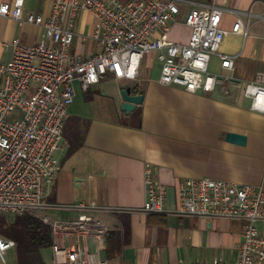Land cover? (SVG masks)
<instances>
[{"label":"crops","instance_id":"1","mask_svg":"<svg viewBox=\"0 0 264 264\" xmlns=\"http://www.w3.org/2000/svg\"><path fill=\"white\" fill-rule=\"evenodd\" d=\"M13 1L0 0V5ZM52 3L24 0L21 23L0 16L1 62L12 59L14 40L25 46L51 44L43 27L28 23L26 17L32 12L47 18ZM212 3L225 10L220 27L226 34L218 53L233 62L231 69L223 68L220 57L211 56L208 72L218 79L212 92H188L162 84L160 72L153 76L141 65L135 80L108 74L85 91L79 81L73 84L74 100L67 108L62 141L54 154L58 171L46 188L45 201L95 204L103 209L90 215L102 223L107 234L100 242L88 238L86 247L106 264L237 262L243 222L142 211L148 165L166 187L165 207L169 210L177 205V187L189 178L248 184L264 191V112L253 110L251 99L244 96L246 84L259 79L264 85V1L184 0L174 21L169 22L167 38L187 43L190 28L184 18L191 9ZM237 20L242 21L245 34L232 32ZM96 24L89 12L76 15L70 56L86 60L99 50L92 36ZM127 87L132 95L143 96L130 113L121 110V91ZM229 132L246 136V143L226 141ZM54 186L57 195L50 194ZM78 214L50 212L61 220ZM256 228L264 236V222H258ZM48 251L52 257L51 248Z\"/></svg>","mask_w":264,"mask_h":264},{"label":"built area","instance_id":"2","mask_svg":"<svg viewBox=\"0 0 264 264\" xmlns=\"http://www.w3.org/2000/svg\"><path fill=\"white\" fill-rule=\"evenodd\" d=\"M184 0H53L43 18L29 13L26 21L43 27L51 44L33 46L13 41L14 54L0 61V213L32 214L52 230V257L49 264H106L86 247V240L100 242L107 229L90 213L100 211L95 204L57 205L45 201L46 188L58 171L54 154L62 141L63 121L74 100V82L85 91L105 75L135 80L142 58L156 53L159 80L188 92L210 93L218 79L208 72L212 55L222 67L231 69L232 59L218 53L226 32L220 27L223 8L209 4L191 9L185 24L190 36L184 45L167 38L169 22L179 13ZM24 0L0 5V16L22 22ZM95 16L93 38L99 50L86 60L72 57L68 48L74 36V19L79 12ZM233 33H246L241 20ZM244 96L253 110L264 112V85L258 79L246 84ZM14 110L19 117L8 121ZM145 169L147 199L142 211L207 220H237L244 223L236 264H264V236L256 224L264 222V191L248 185L211 180L185 179L176 189L177 205L165 207L167 190ZM78 212L76 218L54 219L50 212ZM115 211V210H111ZM15 247L11 239L0 237V258ZM213 264H218L214 262Z\"/></svg>","mask_w":264,"mask_h":264},{"label":"trees","instance_id":"3","mask_svg":"<svg viewBox=\"0 0 264 264\" xmlns=\"http://www.w3.org/2000/svg\"><path fill=\"white\" fill-rule=\"evenodd\" d=\"M0 237L15 242V264H46L43 251L54 241L51 227L29 213L10 218L0 213Z\"/></svg>","mask_w":264,"mask_h":264},{"label":"rangeland","instance_id":"4","mask_svg":"<svg viewBox=\"0 0 264 264\" xmlns=\"http://www.w3.org/2000/svg\"><path fill=\"white\" fill-rule=\"evenodd\" d=\"M141 69L145 70L148 74H151L153 76L157 75L160 72V63L157 60V58L155 57V54L153 53H148L146 54L142 60H141ZM19 117V111L18 110H14L12 115L7 116V120L11 121L14 120L15 118ZM51 190H53L54 192L50 191L51 195L53 193V195H57V189L54 186L53 188L51 187ZM64 195V194H63ZM57 199V198H56ZM51 200V199H50ZM59 201V199H57ZM54 203V202H53ZM51 203V204H53ZM58 202H56L57 204ZM58 205V204H57ZM7 217H12V215H7L5 214ZM47 250L43 251V256H44V261L46 264H49L51 262V255L50 252ZM4 261L1 260L0 258V264H15L16 263V250L15 247L6 251L4 254Z\"/></svg>","mask_w":264,"mask_h":264},{"label":"water","instance_id":"5","mask_svg":"<svg viewBox=\"0 0 264 264\" xmlns=\"http://www.w3.org/2000/svg\"><path fill=\"white\" fill-rule=\"evenodd\" d=\"M121 96H122V104H121V110L124 111L125 113H130L135 109L137 105H140L143 101V96L142 95H132L131 94V89L129 87L123 89L121 91ZM246 136L242 134H237V133H231L229 132L225 136V140L231 143H235L238 145H244L246 143Z\"/></svg>","mask_w":264,"mask_h":264}]
</instances>
